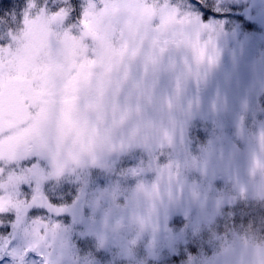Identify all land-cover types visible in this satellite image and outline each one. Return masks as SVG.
<instances>
[{
  "label": "rangeland",
  "instance_id": "1",
  "mask_svg": "<svg viewBox=\"0 0 264 264\" xmlns=\"http://www.w3.org/2000/svg\"><path fill=\"white\" fill-rule=\"evenodd\" d=\"M216 2L237 9L84 0L78 23L42 6L0 24V264H264V245L225 227L240 202L264 201V0ZM91 106L107 108L94 134ZM94 169L129 183L48 200L49 183Z\"/></svg>",
  "mask_w": 264,
  "mask_h": 264
},
{
  "label": "trees",
  "instance_id": "2",
  "mask_svg": "<svg viewBox=\"0 0 264 264\" xmlns=\"http://www.w3.org/2000/svg\"><path fill=\"white\" fill-rule=\"evenodd\" d=\"M54 0H0V24L4 25H19L22 18L38 12L36 8L40 9L42 6L54 11L66 14L69 19H73L76 22H80L82 17L81 4L84 0H57L56 4H53ZM194 0L198 8L201 9V13L204 18H221L228 15H232L231 10L237 9L235 6H230V9L219 8L218 10L216 0ZM239 17V16H237ZM249 27L252 29L255 27V23L248 22ZM257 100L255 101V103ZM260 103L264 105V95L261 97ZM260 118V110L253 111L251 116ZM246 125L250 126V131L253 130V126L248 118ZM213 127H207L206 131L194 133V139L196 144H205L208 141L207 132ZM202 135V137H201ZM133 154L127 153L122 157V160L118 164V167L122 170H126L128 166L135 165L132 161ZM146 162L147 159L145 158ZM87 174H89L87 172ZM90 178L81 176L77 173L69 174L59 180L53 181L45 186V193L51 202L68 205L77 200L84 201L87 191L86 188L93 189L98 186H104L105 183H114L119 179H122V183L128 184L129 181L122 178L121 175H109L100 173L99 169H94L90 174ZM103 175L107 181H104L101 177ZM132 184V183H131ZM234 214L231 220L225 223L227 230L229 228H235L237 230L245 231L248 235L243 238L246 240H252L254 244L264 245V201L258 202H240L234 207ZM224 227L220 224L218 231H224ZM209 239V238H208ZM249 242V241H248ZM41 261H39L40 263Z\"/></svg>",
  "mask_w": 264,
  "mask_h": 264
},
{
  "label": "flooded vegetation",
  "instance_id": "3",
  "mask_svg": "<svg viewBox=\"0 0 264 264\" xmlns=\"http://www.w3.org/2000/svg\"><path fill=\"white\" fill-rule=\"evenodd\" d=\"M142 98V97H141ZM146 98L144 97V102H142L141 104L143 105V110H146L145 107L148 106V98L145 100ZM87 116V112H85L83 119H85V117ZM56 123V122H55ZM60 123V121L58 122V124ZM56 125V124H55ZM48 127V125H47ZM87 127H94L92 124L88 125Z\"/></svg>",
  "mask_w": 264,
  "mask_h": 264
}]
</instances>
